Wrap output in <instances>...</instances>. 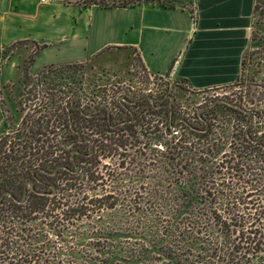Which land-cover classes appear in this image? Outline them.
Segmentation results:
<instances>
[{
  "label": "rangeland",
  "instance_id": "obj_1",
  "mask_svg": "<svg viewBox=\"0 0 264 264\" xmlns=\"http://www.w3.org/2000/svg\"><path fill=\"white\" fill-rule=\"evenodd\" d=\"M13 36L17 37V34L14 32L7 34L8 38ZM0 48V100L6 118L5 129L0 132V137L4 141L0 146L2 152L0 166H5L6 169L14 167L18 173L28 174L26 179L21 177V185V181L17 182V187L13 190L17 198L22 196L25 181L34 180L31 176L33 170L45 166L51 171L56 165L63 164L74 168L71 157L73 150L77 149L83 154L74 156L76 164L80 165L75 177L85 185L90 184L95 188L88 191L89 193L101 194L102 186L114 190L113 186L122 188L133 183L137 195L134 192H127V196L132 194L133 201H144L148 186H153L160 180L161 160L165 152L164 140L170 136L167 130L171 110L170 96H174L173 118L184 117L198 128L206 126L209 129L206 136L215 142L218 149L216 161L219 162L226 157L229 162L223 164L222 172L226 170L227 165H232L234 169L231 171L236 173L234 181L238 175L246 177L251 171L257 175L253 182L255 189L249 187L244 191L241 187L236 189V196L245 198L247 202L250 200L255 205L251 207L249 203L248 209H243L244 204L240 203L235 209L240 213H253L255 210L258 213L261 208V217L257 225L264 228V141L250 145L251 153L241 162L244 165L239 164L237 158L231 159L234 148L240 144H248L244 141L248 136L254 139L264 138V3L258 2L255 5L249 43L243 54L237 78L231 84L207 90H192L169 74L150 77L138 62L122 72L94 67L89 63H77L50 64L38 71H30L29 68L25 74L24 64L31 55H35L40 45L31 41H15L8 44L0 43ZM120 95H125L130 100L151 95L155 96L156 103L163 99L165 104L160 110L154 109L150 101L130 106L134 119L128 124L112 128L106 122L105 107L111 110L112 123L131 118V114L118 103ZM219 98L253 110L252 121L249 115L238 108L220 102L201 111L202 117L207 121L206 125L198 116V112L202 106ZM71 104L80 106L83 113L71 111ZM67 107L71 121L80 130L81 137L91 139L90 145L88 142L77 143L76 134L70 132L66 123L69 115ZM98 108L102 110L96 112L92 118L85 115ZM49 113L52 115H48ZM47 117L51 120L49 132L45 131ZM38 129L43 133L40 138L46 139L47 142L32 144V154L28 153L29 150L25 151L26 149L25 154L21 153L23 140L30 142L32 139L28 138L33 137ZM133 131L141 141L140 144L132 147L129 143L124 146L118 145L116 148L119 153L108 151L111 141L120 142L123 138L131 140ZM181 133L186 136L190 131L182 128ZM59 136H64L63 143L57 141ZM72 142L73 148H67L66 145ZM7 155L11 156L12 160L6 159ZM132 157L139 165L131 163ZM126 168H133L139 172L144 170V173L142 172L139 178H129L131 173L120 175V172H127ZM36 176L45 183L35 181L34 186L37 190L50 191V184H53L59 194L63 193V188L75 179L70 172L62 169L55 175L37 172ZM0 177L1 181L3 177L2 175ZM244 180L239 182L240 186L246 185ZM236 186L235 184L225 186L222 197L233 196ZM32 194L33 190L29 186L27 198H31ZM4 199L9 203V197ZM130 212L125 203L118 205L116 210H105L102 213L105 220H97L94 217L92 226L87 223L81 226L83 231L89 230L94 233L93 235L85 234L80 241L69 239L65 246L71 249L82 247L87 250L94 244L102 246L96 242L101 236L96 232L106 227L107 232L112 234L113 227H116V219L119 227L125 228L130 225ZM224 215H227V212ZM88 236L91 238L88 239ZM257 256L251 258V261L247 260V264H264V245H260Z\"/></svg>",
  "mask_w": 264,
  "mask_h": 264
},
{
  "label": "trees",
  "instance_id": "obj_2",
  "mask_svg": "<svg viewBox=\"0 0 264 264\" xmlns=\"http://www.w3.org/2000/svg\"><path fill=\"white\" fill-rule=\"evenodd\" d=\"M135 1L137 0H91L103 7L127 6ZM157 1L164 3V0ZM34 57L35 55H31L24 64L25 74ZM71 111L81 113L73 105ZM48 115L51 116L52 113ZM107 118L106 122L111 127ZM130 119L133 120L134 117ZM70 120L71 117L67 115V126L75 135L70 127ZM174 121L169 116L167 130L170 136L164 140L165 152L161 160L160 180L153 186H148L144 201H133L132 194L127 196V192L137 193L133 183L122 188L113 186L114 190L102 186L101 194H91L88 191L95 188L79 181L75 177L78 172L72 173L65 169L62 170L70 172L75 179L63 188L64 192L61 194L55 186L56 192L53 195L38 194L35 188L32 197L26 198L24 203H17L11 197L5 196L9 197V203H6L4 197L0 205V264H247V260L257 258L260 245H264V228L257 225L262 209L259 207L258 213L256 210L253 213H240L235 209L240 203L244 204L243 209H248L249 203L251 207L255 205L250 200L247 202L245 198L236 196V189H255L253 182L257 175L251 171L246 177L238 175L234 181L236 173L231 171L234 169L232 165H227L222 172L227 158L216 161L218 149L215 142L206 136L209 129L204 126L199 128V133V130H193L181 123L179 126L189 129L190 133L186 136L182 133L175 136L171 130ZM45 126V131L51 127L48 117ZM74 128L78 129L75 126ZM40 135L43 133L38 129L33 137L28 138L32 139L30 142L23 140L21 153L25 154L26 149L25 151L29 150L28 153L32 154V144L47 142ZM131 136V140L123 138L120 142L111 141L109 146L106 145L108 151L119 153L116 148L118 145L129 143L132 147L141 143L134 131ZM63 139L64 136L57 137L59 143ZM75 139L77 143H81L77 134ZM244 141L248 144H240L231 155V159L237 158L239 164H243L242 160L247 159L246 156L251 153L250 145H256L264 141V138L254 139L248 136ZM3 143V138L0 137V146ZM70 144L73 148V142ZM77 151L75 155L83 154ZM6 157L12 160L11 156ZM131 161L133 164L139 163L134 157ZM56 167L57 165L54 169ZM40 169L49 171L45 166ZM126 169L127 172L119 174L131 173L129 178H139L144 173V170L139 172L133 168ZM16 170L14 167L6 169L5 166H0V176L3 177L0 181L1 194L10 190L15 196L13 190L17 187V182L27 178V172L22 174ZM33 171L31 176L36 182H39L35 179H38L37 171L47 174L42 170ZM242 179H245L244 187L239 184ZM21 183L22 181L20 185ZM234 184L237 186L233 190V196L222 197L224 187ZM122 203L131 211L130 225L121 228L116 219L112 234L107 232L106 227L99 229L96 234L101 236L96 242L102 246L94 244L90 250L65 246L69 239L80 241L85 234L93 235L89 230L83 231L81 226L85 223L90 226L94 223V217L105 220L102 213L105 210H116ZM225 212L227 215H224ZM93 230L92 227L91 231ZM90 238L91 236L88 239Z\"/></svg>",
  "mask_w": 264,
  "mask_h": 264
},
{
  "label": "crops",
  "instance_id": "obj_3",
  "mask_svg": "<svg viewBox=\"0 0 264 264\" xmlns=\"http://www.w3.org/2000/svg\"><path fill=\"white\" fill-rule=\"evenodd\" d=\"M258 2L264 0H137L110 7L91 0H0V43L39 44L30 71L89 63L122 72L138 62L151 76L169 74L192 90H207L237 78ZM5 125L0 100V132Z\"/></svg>",
  "mask_w": 264,
  "mask_h": 264
},
{
  "label": "water",
  "instance_id": "obj_4",
  "mask_svg": "<svg viewBox=\"0 0 264 264\" xmlns=\"http://www.w3.org/2000/svg\"><path fill=\"white\" fill-rule=\"evenodd\" d=\"M148 98L150 99V101H151V103H152V106H153L154 108H158V107H159L160 104H158V103L156 104V103H155V99H154L152 96H148ZM122 100H125V101H127V102H129V103H134V102H135V100H127V98H126L125 95H121V96H119V101H122ZM174 100H175V97H174V96H170V104H169V105H170V108H171V110H170V118H171V120L173 119V109H172V107H173V101H174ZM220 102L225 103V104H227V105L234 106L235 108L240 109L241 111H243V112H245L246 114L250 115V118H251V121H252V118H253V111H252V110L247 109V108H244V107H242L241 105L236 104V103H234V102H230V101H228V100H226V99L219 98V99L215 100L214 102H212V103H210V104H207V105H205V106H202V107L200 108L199 112H198V116H199V117H200V118L206 123V125H207V121L202 117V115H201V111H203V110H205V109H207V108H210V107H212V106H214L215 104L220 103ZM75 108H76V109H79V110L81 109L80 106H75ZM108 109H109V108H108ZM67 110H68L69 117H70L69 107H67ZM95 111H97V110H93V111H91V112H88V113H86L85 115L89 117V116H91ZM129 111H130V114L133 116V112H132L130 109H129ZM81 112L83 113V111H81ZM119 123H122V122H119ZM119 123H117V124H111V127H113V126H115V125H118ZM181 123L185 124L186 126H188L189 128H191V129H193V130H199V131H201V129L195 127L191 122H189V121H188L186 118H184V117H177V118L175 119L174 123L171 124V127H177V126H179V124H181ZM70 127H71V130H72L73 132H75V133L79 136V139H78L79 142H81V143H82V142H88L89 145L91 144V139H89V138H88V139H83V138L81 137V132H80V130L74 128L73 122H72L71 120H70ZM71 146H72V144H67V145H66L67 148H71ZM75 153H78V151L74 149L73 152H72V157H71V158H72V161H73L74 169H71L68 165H60V166H57V167H56L54 170H52V171H45V170L40 169V168H39V170H42L43 172H45V173H47V174H49V175H55L59 169H65V170H68V171H70V172H72V173H77V172H79L80 165H79V164H76V162H75V157H74ZM34 171H35V170H34ZM34 171H33V172H34ZM34 183H35V181H34V180H30V179L25 181L24 186H23V194H22L21 198H17L16 196H14L13 193H12V191H10V190H5V191H3L2 194L0 195V205H1V203H2V199H3L5 196H9V197H11V198H12L14 201H16L17 203H24L25 200H26V198H27L28 187L30 186L32 190H35ZM50 187H51V189H52L51 191L35 190V192L38 193V194H41V195H53V194L56 192V187H55V185H53V184H50Z\"/></svg>",
  "mask_w": 264,
  "mask_h": 264
},
{
  "label": "flooded vegetation",
  "instance_id": "obj_5",
  "mask_svg": "<svg viewBox=\"0 0 264 264\" xmlns=\"http://www.w3.org/2000/svg\"><path fill=\"white\" fill-rule=\"evenodd\" d=\"M149 96V95H148ZM148 96H143V97H141V98H138V99H136L135 100V102L134 103H129V102H127V101H125V100H122V101H119V98H118V103L120 104V106L123 108V109H125L126 111H128L129 113H130V111H129V107L130 106H133V105H138L140 102H144V101H150V99L148 98ZM126 98H127V100H130L127 96H126ZM156 100V99H155ZM151 102V101H150ZM165 102V100H161V101H158L157 103L158 104H160L159 105V107L158 108H162L163 106H164V103ZM129 105H127V104ZM75 107V106H74ZM105 109H106V111H107V117L109 118H107L108 120V122H110L111 124H117V123H112L111 122V110H110V108L108 109V107H105ZM100 110H102V108H98L97 109V111H95L94 113H96V112H98V111H100ZM131 117H133L132 115H131ZM130 121H132V119H127V120H123V121H120V122H122V123H119L118 125H115V126H113L112 128H114V127H117V126H119V125H122V124H125V123H127V122H130ZM80 153H82L81 151H80ZM79 155V154H78ZM63 165H67V164H63ZM35 172V171H34ZM37 172H39V171H37ZM36 180H38L39 182H41V180L38 178H35Z\"/></svg>",
  "mask_w": 264,
  "mask_h": 264
},
{
  "label": "built area",
  "instance_id": "obj_6",
  "mask_svg": "<svg viewBox=\"0 0 264 264\" xmlns=\"http://www.w3.org/2000/svg\"><path fill=\"white\" fill-rule=\"evenodd\" d=\"M41 1H44V0H41ZM146 73V72H145ZM147 74V73H146ZM148 76L150 77H154V76H151L150 74H147ZM121 96V95H120ZM151 96V95H149ZM154 99H155V96H152ZM119 98V97H118ZM163 100V99H162ZM156 101V100H155ZM156 103V102H155ZM157 104V103H156ZM152 105V103H151ZM153 107V106H152ZM109 108V107H108ZM154 108V107H153ZM154 109H157V108H154ZM181 126H177V127H171V130H172V135H179L181 133Z\"/></svg>",
  "mask_w": 264,
  "mask_h": 264
}]
</instances>
